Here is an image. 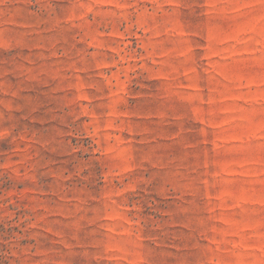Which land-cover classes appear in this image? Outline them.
I'll list each match as a JSON object with an SVG mask.
<instances>
[{"label":"rangeland","instance_id":"374dc122","mask_svg":"<svg viewBox=\"0 0 264 264\" xmlns=\"http://www.w3.org/2000/svg\"><path fill=\"white\" fill-rule=\"evenodd\" d=\"M0 264H264V0H0Z\"/></svg>","mask_w":264,"mask_h":264}]
</instances>
